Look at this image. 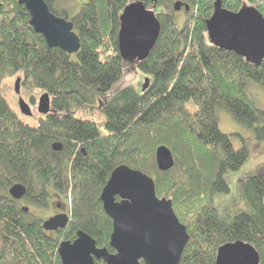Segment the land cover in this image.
Wrapping results in <instances>:
<instances>
[{
    "label": "trees",
    "instance_id": "1",
    "mask_svg": "<svg viewBox=\"0 0 264 264\" xmlns=\"http://www.w3.org/2000/svg\"><path fill=\"white\" fill-rule=\"evenodd\" d=\"M141 1L161 26L146 59L135 62L150 80L144 91L124 82L128 62L118 49L119 16L132 0H88L68 18L60 8L67 0H44L73 23L80 47L70 55L47 46L17 0H0V264H61L58 245L78 230L113 251L111 219L99 196L119 164L152 176L156 195L171 200L188 233L178 264H215L217 248L236 240L253 245L264 264V169L240 183L243 208L213 205L217 192L228 191L224 173L248 156L220 131L217 111L264 138V112L246 87L251 81L264 91V59L252 65L209 43L205 21L215 0H179L189 5L183 18L173 10L176 0H156L155 8ZM220 1L230 12L248 3L264 15V0ZM17 73L27 90L50 96V112L35 126L18 118L4 95V81ZM84 108L101 118L75 115ZM161 145L174 157L173 168L162 172L154 156ZM13 183L25 186L21 200L8 194ZM53 195L69 214L67 226L54 232L30 209Z\"/></svg>",
    "mask_w": 264,
    "mask_h": 264
},
{
    "label": "water",
    "instance_id": "2",
    "mask_svg": "<svg viewBox=\"0 0 264 264\" xmlns=\"http://www.w3.org/2000/svg\"><path fill=\"white\" fill-rule=\"evenodd\" d=\"M154 8L156 0H152ZM29 13V24L33 31L43 36L47 46L60 48L67 54L77 53L80 40L73 30L71 20L54 15L44 0H17ZM189 5L176 0L174 12ZM118 49L123 61L135 64L143 61L153 49L160 31V22L154 10L143 5L141 0H132L125 5L119 16ZM209 43L219 49L234 52L252 65H260L264 59V15L253 6L243 5L237 12L222 7L215 0L213 11L205 21ZM21 77L14 82L15 94L20 93ZM141 91L149 83L144 77ZM37 112L46 115L50 112V96L43 92L39 95ZM20 112L29 117L31 107L20 96ZM53 149L61 148L59 143ZM159 171L173 168L174 157L170 149L161 145L154 152ZM99 196L103 210L111 219L112 230L109 245L96 246L95 240L82 230H78L73 240L62 241L58 245L61 264H95V260L105 264H178L181 252L187 244L188 233L172 210L170 199L156 195L155 182L141 170L119 164L110 173L108 181ZM25 186L13 183L8 194L15 200L25 195ZM57 203V208H60ZM24 211L28 207L23 206ZM69 214L55 213L41 226L47 231L64 229ZM259 253L243 240L230 241L217 248L215 264H259Z\"/></svg>",
    "mask_w": 264,
    "mask_h": 264
},
{
    "label": "rangeland",
    "instance_id": "3",
    "mask_svg": "<svg viewBox=\"0 0 264 264\" xmlns=\"http://www.w3.org/2000/svg\"><path fill=\"white\" fill-rule=\"evenodd\" d=\"M88 0H67V2L60 4V8L66 10L67 18L74 15L79 10V6L82 3H85ZM243 5L251 7L248 3ZM242 5V6H243ZM241 6V7H242ZM175 14L184 17L183 9L181 8L179 11H176ZM126 74L124 77V82L131 83L134 88L141 89V85L143 84V79L146 77L143 73H141L136 64L128 63L126 69ZM22 75L17 73L15 76L7 77L4 81V95L7 97L10 108L14 111L18 118H21L29 126H35L38 123V119L41 116L37 112V103L39 99V95L43 92L41 89H26L22 82H20V93L15 94L14 92V82L17 77ZM22 81V79H21ZM247 91L253 99V103L255 108L264 112V91L257 83H253L248 81L246 84ZM22 97L23 100L31 107L32 114L29 117L23 115L20 112L18 107V98ZM76 116L84 119L91 120H99L101 116L97 112L96 109L84 108L81 111L75 113ZM217 121L220 131L223 133H227L231 136V142L235 148L237 147H245L248 156L242 165L238 167L236 170H227L224 173V179L226 185H228L227 192H217L213 196V205L217 210L220 211H228L229 209H240L243 208L242 201L240 199V183L251 176L258 174L261 170L264 169V138L256 139L254 131L247 127H243L237 121L233 120L231 115L227 111L218 110L217 111ZM102 131L104 132L103 128ZM65 201L60 200L56 195H53L52 198L47 202L44 207H30L32 214L37 215L42 220L52 216L57 208L58 204H63ZM26 205V204H24ZM28 206V205H27ZM64 212L66 213V206L64 205Z\"/></svg>",
    "mask_w": 264,
    "mask_h": 264
},
{
    "label": "flooded vegetation",
    "instance_id": "4",
    "mask_svg": "<svg viewBox=\"0 0 264 264\" xmlns=\"http://www.w3.org/2000/svg\"><path fill=\"white\" fill-rule=\"evenodd\" d=\"M60 208H56L55 212L53 214H51L52 216L55 215V213H60V212H64V205L60 204Z\"/></svg>",
    "mask_w": 264,
    "mask_h": 264
}]
</instances>
